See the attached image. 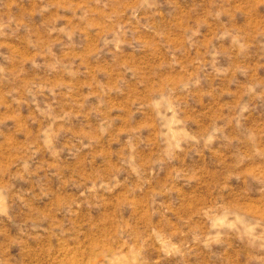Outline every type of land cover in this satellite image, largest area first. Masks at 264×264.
<instances>
[{"label":"rangeland","instance_id":"rangeland-1","mask_svg":"<svg viewBox=\"0 0 264 264\" xmlns=\"http://www.w3.org/2000/svg\"><path fill=\"white\" fill-rule=\"evenodd\" d=\"M0 264H264V0H0Z\"/></svg>","mask_w":264,"mask_h":264}]
</instances>
